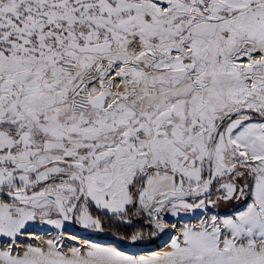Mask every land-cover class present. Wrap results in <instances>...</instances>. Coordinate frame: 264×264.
Listing matches in <instances>:
<instances>
[{"label":"snow or ice","instance_id":"6c2138e0","mask_svg":"<svg viewBox=\"0 0 264 264\" xmlns=\"http://www.w3.org/2000/svg\"><path fill=\"white\" fill-rule=\"evenodd\" d=\"M0 264H264V0H0Z\"/></svg>","mask_w":264,"mask_h":264}]
</instances>
